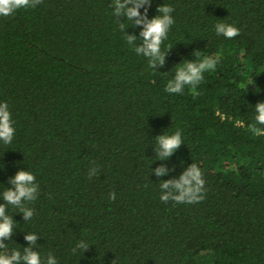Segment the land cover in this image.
<instances>
[{"label":"trees","instance_id":"trees-1","mask_svg":"<svg viewBox=\"0 0 264 264\" xmlns=\"http://www.w3.org/2000/svg\"><path fill=\"white\" fill-rule=\"evenodd\" d=\"M163 3L175 24L161 50L173 48L157 71L130 50L111 0H43L0 18V103L15 121L12 143L0 141V192L19 170L40 190L31 220L7 207L9 251L27 247L28 232L58 264H264V136L246 127L264 101V0H151L148 17ZM217 22L240 35L217 36ZM195 51L219 57L200 95L165 92ZM177 128L184 144L157 160L155 137ZM193 162L205 199L162 202L160 180ZM161 164L173 170L157 178ZM79 240L89 248L73 254Z\"/></svg>","mask_w":264,"mask_h":264},{"label":"clouds","instance_id":"clouds-1","mask_svg":"<svg viewBox=\"0 0 264 264\" xmlns=\"http://www.w3.org/2000/svg\"><path fill=\"white\" fill-rule=\"evenodd\" d=\"M43 3V0H0V18L11 17L17 11L35 9ZM151 0H111L110 8L112 14L117 18L119 30L124 33L123 39L126 41L130 50L137 55L147 59V67L157 71L166 63V56L173 48L167 46V51H162L161 46L168 38L171 27L175 24L172 13L174 7L169 4L159 5L156 9L157 15L148 17V7ZM144 8L141 13L140 9ZM124 18L121 22L120 18ZM125 21H130V27H141L139 35L128 34ZM217 36L225 39H233L240 35V29L234 24L217 22L214 25ZM139 41V43H137ZM193 54V53H192ZM196 59H185L175 65L174 75L165 85L164 91L169 94H182L187 87L193 97L199 96L198 87L204 80V73L214 72L217 68L219 57L202 55L200 51H195ZM252 84L249 82L247 85ZM247 85L245 87L247 88ZM259 91V89H257ZM253 122L246 125L247 130L256 137L264 136V101L254 105ZM242 124V122H237ZM15 121L9 110V105L5 101L0 103V141L5 145L11 144L15 136ZM184 144L182 130L177 128L172 134L163 133L155 137L154 152L157 160L167 161ZM92 166L88 169V177L100 174V168L95 162H90ZM173 169H169L164 164L152 169L156 177H163ZM204 174L195 162L190 164L178 177H173L162 181L159 184L161 189L160 200L164 203L173 201L177 204L199 203L205 199L204 193L205 180ZM8 185L3 192H0V264H58L56 257L49 252L42 258L39 251L34 250L37 246L38 234L26 232L24 239L28 246L23 250H8L6 240H12L14 235L13 215L7 214L9 205L18 209L25 222L32 219L35 214L33 207L29 205L36 201L39 194V184L36 176L28 170H19L8 179ZM109 199L115 200L116 194L109 193ZM89 244L84 240L76 242L72 248L75 254L78 250L85 251Z\"/></svg>","mask_w":264,"mask_h":264}]
</instances>
